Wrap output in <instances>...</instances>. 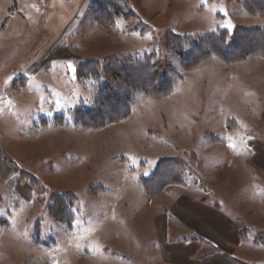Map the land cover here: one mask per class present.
I'll return each instance as SVG.
<instances>
[{
	"label": "rangeland",
	"instance_id": "374dc122",
	"mask_svg": "<svg viewBox=\"0 0 264 264\" xmlns=\"http://www.w3.org/2000/svg\"><path fill=\"white\" fill-rule=\"evenodd\" d=\"M127 2L109 27L99 0H0V264H264V173L248 149L264 147V56L185 68L167 41L189 53L210 34L264 28V14L244 0ZM144 57L170 91L119 78L114 60ZM107 89L132 95L129 114L91 127ZM198 203L238 243L194 234L221 223Z\"/></svg>",
	"mask_w": 264,
	"mask_h": 264
},
{
	"label": "trees",
	"instance_id": "16d2710c",
	"mask_svg": "<svg viewBox=\"0 0 264 264\" xmlns=\"http://www.w3.org/2000/svg\"><path fill=\"white\" fill-rule=\"evenodd\" d=\"M100 1V8L97 9L94 13L96 15H101L103 24L106 26H113L116 25V20L118 17L125 16V18L128 19V10H129V4L127 0H99ZM244 3L246 5V8L253 12H258L261 14H264V0H244ZM230 40V41H228ZM169 43V46L175 50V52L178 53L182 57H185V61H183V64L185 68H192L196 67L200 64H202L205 60L210 59V57L214 54L221 55L224 60L235 63L238 61L243 60L244 58L250 57L251 55H262L264 56V28H254V29H244V28H238L233 33L232 37L229 39V36L227 32H221L219 34H210L207 37L201 38L196 43H194L190 49L189 53H186V51L183 49L184 47L181 40H179L176 37H169L167 40ZM126 60H114L115 64L121 69L124 70L125 73L124 78L119 77L122 80H129L130 82H133V78H135V75L144 76V83L140 86H138L140 89H144L151 92L152 95H156L158 93L164 94L172 89L173 81L170 77L164 74H158L154 71H151L150 69L152 65V61L147 58H141L138 60H131V62L126 63ZM121 62H125V64H121ZM88 66L87 63H85L81 69H86ZM141 73V74H140ZM132 80V81H131ZM126 84V82L124 83ZM123 84V86H124ZM139 84V83H137ZM146 87V88H145ZM112 90H105L101 93V97L98 99L99 105L101 104L102 108H104V111L107 115V120L104 121L101 125L96 123V117L99 119L98 122H100V118L104 117L103 114L97 113L92 110L91 114L88 116L90 119L91 127L98 128V127H104L106 123L110 120H117L121 118H125L129 114V107L125 105V103L128 102L129 99L132 98L131 94H126L123 97L119 96H111L108 97L106 94ZM123 111H126V114L123 115ZM128 112V113H127ZM117 114L118 117H112L111 115ZM87 115V114H86ZM181 160H171L166 162L165 164H161L162 169H166L167 167L172 171V173H177V168L173 164H177ZM183 172L185 170H182ZM182 171L180 174L182 175ZM165 172V171H164ZM163 172V174H164ZM162 171L160 173H157L159 175L158 181L152 179V185H155L160 181V176ZM178 174L174 175L171 179V183H174V181H177ZM150 182H148V185Z\"/></svg>",
	"mask_w": 264,
	"mask_h": 264
},
{
	"label": "crops",
	"instance_id": "0c3cea01",
	"mask_svg": "<svg viewBox=\"0 0 264 264\" xmlns=\"http://www.w3.org/2000/svg\"><path fill=\"white\" fill-rule=\"evenodd\" d=\"M249 162L251 165H253L255 167L256 170H258L259 172L261 173H264V147L261 146V147H258L257 144H250L249 145ZM253 162V163H252ZM5 176L3 175V178ZM10 180V179H9ZM6 184H9V182L7 181ZM200 207H198L201 211H203L204 209L203 208H206L207 211H206V214L209 218H213L215 217L217 220H220L221 223L219 222H216L217 223V226L219 227L218 229L214 228V227H210L211 228V235H208V234H205L203 231H200V230H194L193 228H191V230L193 229V233L196 234L198 237L202 238L204 241H208L210 243H212L213 245H216V247H220L219 245V239L221 237H223L224 235H227L229 236L230 239H228L230 241L231 244H236L238 243V240H239V235L236 233L235 229L232 227V223L230 224V220L227 219L223 214H221V212H219L218 210L216 209H213V208H210V207H207L206 205L204 204H200L198 203ZM191 209H196L198 210L195 206L192 207L191 206ZM194 210V211H196ZM193 211V213H195ZM182 212V211H181ZM181 216V215H180ZM194 217H197V215H195ZM206 219L204 220H208L209 218L205 217ZM229 220V221H228ZM212 224L214 222H210V220L208 221H203V224ZM222 227V228H221ZM207 230H210L209 227H206ZM224 228H226L227 230H225ZM203 230V229H201ZM228 232V233H226ZM225 233V234H223ZM211 237H217V239H214V238H211ZM186 248L188 249H192V248H196V251L194 254V256L198 255V253L201 251V245L198 244V243H195V242H186ZM172 256V255H171ZM170 256V258H171ZM192 257V256H191ZM172 258H174L172 256ZM171 258V261H173Z\"/></svg>",
	"mask_w": 264,
	"mask_h": 264
}]
</instances>
